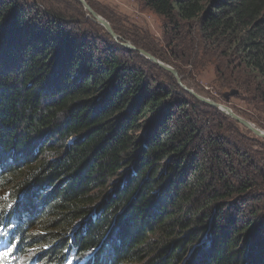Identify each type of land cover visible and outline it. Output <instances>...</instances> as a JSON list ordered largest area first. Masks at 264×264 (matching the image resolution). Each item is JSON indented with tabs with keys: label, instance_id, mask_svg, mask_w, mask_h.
Wrapping results in <instances>:
<instances>
[{
	"label": "trees",
	"instance_id": "1",
	"mask_svg": "<svg viewBox=\"0 0 264 264\" xmlns=\"http://www.w3.org/2000/svg\"><path fill=\"white\" fill-rule=\"evenodd\" d=\"M144 1L172 33L194 25L204 39L198 44L228 60L227 88L244 89L243 78L264 92V0ZM15 6L0 7L1 169L13 161L0 174V220L7 223L15 214L7 205L28 192L33 217L19 227L20 243L51 264H264V243L243 263L246 232L216 230L218 209L207 219L183 218L203 186L212 204L233 194L230 184L223 195L207 182L205 166L185 179L197 132L187 114L176 131L155 125L139 136L149 111L168 119L167 97L144 85L142 74L123 77L127 69L113 55L95 77H78L76 56L59 75V53L67 55L70 44L55 45L60 38L49 40V26L27 23L25 13L12 19ZM208 231L211 242L201 237Z\"/></svg>",
	"mask_w": 264,
	"mask_h": 264
},
{
	"label": "rangeland",
	"instance_id": "2",
	"mask_svg": "<svg viewBox=\"0 0 264 264\" xmlns=\"http://www.w3.org/2000/svg\"><path fill=\"white\" fill-rule=\"evenodd\" d=\"M6 3L16 5L7 14L12 19H18L14 13L27 14V23L34 21L37 25L49 26L48 32L53 34L49 40L60 38L55 45L70 44L71 50L68 49L67 55L59 53L62 61L59 75H63L66 69L63 63L73 61L76 56L75 60L81 65L77 69L78 77H95L102 72L100 68L105 66L106 59L113 55L120 68L127 69H120L118 74L125 71L123 77L126 78L131 77L129 70L142 74L144 85L164 94L167 97L164 103L168 106L164 114L168 112L169 105L171 108L169 115H165L168 119H160L159 112L149 111L140 121L143 126L138 131L139 136L149 134L155 125L158 129L164 127L176 131L177 122L187 114L196 124L197 132L191 140L194 145L188 157L185 179L191 181L189 176L193 170L196 172L197 167L205 166L207 182L222 194L227 190L223 187L224 182L230 184L233 194H223L222 200L212 204L208 196L211 188L203 186L196 191V198L191 197L187 203L191 204V212L183 216L180 207L176 212L180 218L197 216L207 219L211 207L218 209L211 221L213 226L217 230L221 225L222 231L228 233L243 228L246 244L240 248V257L243 263L249 261L253 249H258L257 244L264 243V137L243 121L264 132V92L259 88L255 90L253 86L249 89L243 78L240 84L245 90L236 85L227 88L226 77L223 76L228 74L227 67H231L228 60L215 49L198 44L204 39L194 25H180L178 33H172L171 27H166L165 18L144 0H0V7ZM89 8L108 22L113 34ZM185 41L187 43L183 45ZM76 45L79 48L73 50L72 46ZM146 53L177 71L179 78L151 60ZM53 61L57 63L55 59ZM122 86L117 82L118 92L122 91ZM232 90L237 92L226 100V93ZM198 96L226 104L241 120L200 100ZM183 102L186 109L179 111L181 106L178 105ZM187 191H195V184L188 186ZM24 196H28V192ZM201 237L210 241L209 231ZM203 241L200 246L208 249ZM32 254L36 255V251Z\"/></svg>",
	"mask_w": 264,
	"mask_h": 264
},
{
	"label": "water",
	"instance_id": "3",
	"mask_svg": "<svg viewBox=\"0 0 264 264\" xmlns=\"http://www.w3.org/2000/svg\"><path fill=\"white\" fill-rule=\"evenodd\" d=\"M89 11L93 14V16L98 19L100 21V23H103L106 28L113 34V31L111 29V27L109 26L108 22H106L103 18H101L100 15H98L95 11H92L91 8H89ZM142 53L144 54L145 51L142 50ZM146 55L149 56V58H151V60H153L154 62L160 64L162 67L166 68L168 71L172 72L177 78H179L178 76V73L177 71H175L174 69H172L171 67L169 66H166L164 65L163 63L159 62L155 57L149 55L146 53ZM190 91V90H189ZM237 91L235 90H232L231 92H228L226 93V98L228 100L229 98V95L231 94H235ZM198 98L204 102H208L210 105H212L213 107L219 109V110H222L228 114H230L231 116H233L234 118H237L238 120H241V118L239 116H237L232 110L231 108H229V106H227L226 104H223V103H219V102H213V101H209V100H206L200 96H198ZM245 124H247L252 130H254L256 132V134L258 135H261L264 137V132L260 129H255L248 121H243Z\"/></svg>",
	"mask_w": 264,
	"mask_h": 264
},
{
	"label": "clouds",
	"instance_id": "4",
	"mask_svg": "<svg viewBox=\"0 0 264 264\" xmlns=\"http://www.w3.org/2000/svg\"><path fill=\"white\" fill-rule=\"evenodd\" d=\"M17 201L19 204L24 203L25 205H28V208H26V206H23L24 212L22 214L24 215L26 219L30 220L33 216L31 215L32 207L29 205L28 199L25 198L24 196L22 197L20 196L19 198H17ZM61 262H57V263L59 264Z\"/></svg>",
	"mask_w": 264,
	"mask_h": 264
},
{
	"label": "snow or ice",
	"instance_id": "5",
	"mask_svg": "<svg viewBox=\"0 0 264 264\" xmlns=\"http://www.w3.org/2000/svg\"><path fill=\"white\" fill-rule=\"evenodd\" d=\"M7 208L8 209H12L13 205L12 204H8ZM2 211H3V208H0V212H2ZM0 234H3V230L2 229H0ZM9 254L10 253L7 250L0 251V261H3V264H7V261L4 260V258L7 257Z\"/></svg>",
	"mask_w": 264,
	"mask_h": 264
},
{
	"label": "bare ground",
	"instance_id": "6",
	"mask_svg": "<svg viewBox=\"0 0 264 264\" xmlns=\"http://www.w3.org/2000/svg\"><path fill=\"white\" fill-rule=\"evenodd\" d=\"M10 237H11V235H10ZM10 237H7V240H8V241H10ZM18 241H19V244H20V240H18ZM10 249H11L12 251H14V249H13L12 247H11Z\"/></svg>",
	"mask_w": 264,
	"mask_h": 264
}]
</instances>
